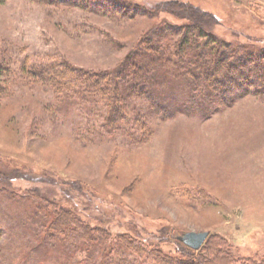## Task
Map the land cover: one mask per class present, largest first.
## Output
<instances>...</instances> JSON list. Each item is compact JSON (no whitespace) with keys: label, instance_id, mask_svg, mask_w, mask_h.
Listing matches in <instances>:
<instances>
[{"label":"rangeland","instance_id":"obj_1","mask_svg":"<svg viewBox=\"0 0 264 264\" xmlns=\"http://www.w3.org/2000/svg\"><path fill=\"white\" fill-rule=\"evenodd\" d=\"M121 1L138 7L137 16L30 0L0 4L2 252L16 264L25 254L38 264H97L101 257V264H157L155 253L141 252L159 250L168 261L193 264L217 254L201 252L211 241L230 253L233 262L223 264H264V95L248 94L209 117L169 119L144 95L132 97L126 121L108 131L102 97L57 95L29 72L51 64L116 71L153 25L190 18L232 48L264 51V0ZM45 203L102 229L105 246L93 245L88 256L60 243L57 228L55 243L36 252L39 223L52 219ZM199 234L206 235L200 247L189 248L185 242Z\"/></svg>","mask_w":264,"mask_h":264},{"label":"trees","instance_id":"obj_2","mask_svg":"<svg viewBox=\"0 0 264 264\" xmlns=\"http://www.w3.org/2000/svg\"><path fill=\"white\" fill-rule=\"evenodd\" d=\"M5 1L7 0H0V4ZM30 1L39 5L78 8L99 16L108 14L107 9L111 15L112 11L117 10L122 17L137 16L139 11L138 7L121 0ZM149 13L150 11L145 10L144 15L147 16ZM190 19L191 22L180 26H173L168 21L153 25L116 71L90 73L71 69L66 65L56 69L57 65L51 64L29 72L44 80L45 84H52L57 95L66 92L70 98L76 94L86 95L90 96L92 101L96 95L102 97L108 109L104 125V129L108 131H118L120 128L118 123L126 121L124 106L132 97L141 100L144 95L147 103L156 108L157 115L169 119L177 113L209 117L231 107L236 100L248 94L263 96L264 51L252 48L249 44H235V48H232L231 44L221 42L205 32L203 20L201 23L195 18ZM59 77L61 79L67 77L68 80L57 84L56 79ZM157 89L160 90L156 92ZM139 117H142L141 112ZM136 123L139 131L144 133L143 123ZM43 209L49 211L45 213V217L51 216L52 219L47 224L45 218L41 217L38 226L40 229L36 231L38 234L35 238L38 248L34 247L36 252H39V247L43 245L55 243L56 239L51 235L58 231L57 228L62 231H58L62 240L60 243L69 245L75 248L74 250L87 252L88 256L91 255L89 251L93 245L105 246L107 240L105 232L82 223L72 211L49 203H45ZM124 238L119 237L121 244L127 250L133 249L131 242ZM217 244L218 242L209 241L201 250L203 252L207 249L208 253L215 250L216 256L209 258L201 256L198 263L191 262L193 264L233 262L230 253L218 248ZM141 253L144 255L155 253L157 264H183L181 261L170 259L169 262L159 250L150 253H145L144 250ZM25 255L21 264H38L31 255ZM103 258L101 257L97 264H101ZM73 263L70 261L68 264ZM0 264L16 263L11 260L9 262L0 248Z\"/></svg>","mask_w":264,"mask_h":264},{"label":"water","instance_id":"obj_3","mask_svg":"<svg viewBox=\"0 0 264 264\" xmlns=\"http://www.w3.org/2000/svg\"><path fill=\"white\" fill-rule=\"evenodd\" d=\"M206 235L205 234H199L192 239L188 240L185 242V244L191 248V249H198L200 245L202 244L203 240L205 239Z\"/></svg>","mask_w":264,"mask_h":264}]
</instances>
